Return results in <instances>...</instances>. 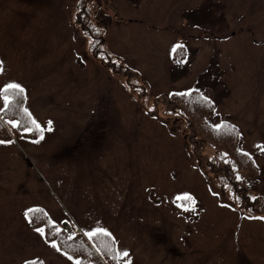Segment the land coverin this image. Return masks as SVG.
Listing matches in <instances>:
<instances>
[{
	"label": "rangeland",
	"instance_id": "1",
	"mask_svg": "<svg viewBox=\"0 0 264 264\" xmlns=\"http://www.w3.org/2000/svg\"><path fill=\"white\" fill-rule=\"evenodd\" d=\"M80 1L0 0V264H264V219L234 208L180 118L145 110L204 90L264 199V0H89L142 99L90 53ZM58 232L91 248L68 254Z\"/></svg>",
	"mask_w": 264,
	"mask_h": 264
},
{
	"label": "trees",
	"instance_id": "2",
	"mask_svg": "<svg viewBox=\"0 0 264 264\" xmlns=\"http://www.w3.org/2000/svg\"><path fill=\"white\" fill-rule=\"evenodd\" d=\"M88 2L89 0L80 1L77 23L83 33L92 39L89 43L90 53L96 58L103 59L112 73L124 77L127 86L136 92L137 96L144 98L146 89L135 82V72L116 61L113 55L106 51L104 35L89 21ZM145 110L152 116L161 113L164 116L180 118L185 124L186 139L194 158L206 166L208 172L215 175L217 181L225 185L240 209L250 214L264 215V199L259 196L249 197L247 194L246 181L253 170L258 171V169L248 154L238 145L239 130L235 127L236 125H230L226 120H219L214 101L204 98L196 90L188 93H163L154 97L151 100V107ZM207 144L224 152L227 155L226 161L219 157H208L204 153ZM46 238L56 241L62 250L74 256L78 255L72 251L70 245L74 246L79 242L78 240L86 249L91 248L89 242L82 236L72 241L66 237L63 238L58 232L55 235L47 233ZM33 263L40 264L37 260Z\"/></svg>",
	"mask_w": 264,
	"mask_h": 264
},
{
	"label": "snow or ice",
	"instance_id": "3",
	"mask_svg": "<svg viewBox=\"0 0 264 264\" xmlns=\"http://www.w3.org/2000/svg\"><path fill=\"white\" fill-rule=\"evenodd\" d=\"M0 71H3V62L0 61ZM6 88L8 89H17L19 90L20 92H23L24 89L19 85V84H8L6 86ZM34 125H36V122L33 121L32 122ZM49 125H51V121H49ZM37 128H39V125H36ZM38 142V141H36ZM3 143H11V141H2L0 140V144H3ZM237 179H239V177H237ZM188 199H191L190 197H188ZM188 209H185V211H187ZM28 213L26 212L25 213V216H27ZM259 219H264V217H259ZM38 232H40L41 234L43 233V230L42 229H37ZM55 247V245H53ZM124 256H127V253H124Z\"/></svg>",
	"mask_w": 264,
	"mask_h": 264
}]
</instances>
